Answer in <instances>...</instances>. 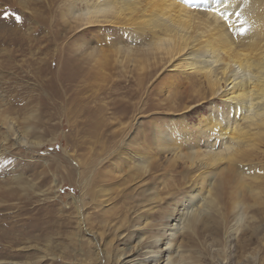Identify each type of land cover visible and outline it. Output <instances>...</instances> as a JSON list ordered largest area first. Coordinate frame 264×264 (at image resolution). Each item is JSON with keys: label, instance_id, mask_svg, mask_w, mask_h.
Instances as JSON below:
<instances>
[{"label": "rangeland", "instance_id": "obj_1", "mask_svg": "<svg viewBox=\"0 0 264 264\" xmlns=\"http://www.w3.org/2000/svg\"><path fill=\"white\" fill-rule=\"evenodd\" d=\"M61 3L0 0V264H117L120 253L132 264H148L143 242L151 234L162 240L156 264H165L174 210L199 187L187 180L181 160L155 148L154 127L184 155L196 141L200 116L168 111L161 102L168 88L152 93L146 106L139 103L144 96H136L135 82L123 72V54L112 57L115 43L98 46L105 37L129 45L127 30L76 34L62 21ZM77 45L111 52L114 65L104 76L94 74L105 79L63 82L64 72L75 73L62 68ZM90 118L103 126L95 131ZM135 153L147 158L145 173L135 170ZM253 157L237 164L244 180L227 162L210 171L207 185L219 214L204 215L188 237L171 234V244L188 254L185 264H264V148ZM238 208L245 219L228 240Z\"/></svg>", "mask_w": 264, "mask_h": 264}, {"label": "bare ground", "instance_id": "obj_2", "mask_svg": "<svg viewBox=\"0 0 264 264\" xmlns=\"http://www.w3.org/2000/svg\"><path fill=\"white\" fill-rule=\"evenodd\" d=\"M61 1L62 21L72 24L78 30L76 34L82 36L91 28L101 29V34H113L115 30L123 28L127 30L125 37L129 45L106 40L105 37L98 46L109 48L115 43V48L110 50L114 53L112 57L123 54V72L130 74L127 78L135 82L136 96H144L139 103L146 106L152 93L159 96L163 88H168L166 92L169 95L161 101L165 102L168 111L177 108L184 113L197 112L200 116L198 122L201 123L196 125L194 132L196 141L187 148V154L183 155L184 152L179 151L180 145L175 140L173 143H163L164 134L157 132L159 127H154L153 135L155 148L170 154L174 162L181 160L188 169L190 177L187 180L193 182L194 187H199L197 191L191 189L193 186L190 187L191 195L187 203L175 208L174 225H168L171 228L170 237H165L166 242L163 244L166 247L163 251L167 253L165 264H185L188 254L184 257L180 246L171 244V234L184 233L188 237L186 232L196 233L198 221L204 215L210 212L219 214L217 197L211 185H207L210 171L222 162H227L228 166L236 167V174L244 180V170L237 164L251 160L264 148V0H224L221 11L230 17L227 24L246 22L248 30L244 34H239L236 27L226 29L225 22L209 10L213 5L219 6L218 0H192L191 3L184 0ZM236 12L240 13L239 19L232 15ZM82 48L77 45L78 53L74 51L72 59L63 63V70L75 71L74 74L64 72L61 77L63 82L71 83L81 76V82L105 79L94 74L104 76L105 69L114 65L108 62L110 51L104 54L102 49L87 47L81 51ZM182 86L184 91L176 93ZM83 112L86 113L87 109ZM86 122H90L88 124L95 131L103 126L98 120L91 122V118ZM186 131H183L184 135ZM189 139L187 137L186 140ZM201 140L202 144L204 141V145L201 144L203 150L199 148ZM141 153H144V148ZM134 155L138 161H134L135 170L146 171L149 164L147 158L144 154ZM205 183L207 187L202 192ZM238 210L233 218L235 222L226 229L228 240L240 232L239 228L245 219V213ZM249 222L254 225L253 216H250ZM120 227L123 228V222ZM251 230L254 233L258 228L254 225ZM150 236V240L143 242L146 249L144 259L148 264H156L159 259L156 255L159 250L157 244L162 240L156 235ZM139 245L142 246V243ZM241 249H245L244 246ZM124 256L125 253L118 254L115 262L133 263L131 258ZM188 259L187 262L190 261Z\"/></svg>", "mask_w": 264, "mask_h": 264}, {"label": "snow or ice", "instance_id": "obj_3", "mask_svg": "<svg viewBox=\"0 0 264 264\" xmlns=\"http://www.w3.org/2000/svg\"><path fill=\"white\" fill-rule=\"evenodd\" d=\"M184 2L191 3L192 0H184ZM218 5L219 6L213 5L209 10H211L214 14H217L219 18L221 19V21L225 22L226 29L230 30L232 27H236L239 34H244L248 30L245 27L246 22L244 21L240 22L239 25H236V24L228 25L227 21L230 19V17L226 15L223 11H221V7L224 6V0H218ZM232 15L236 16L237 19H239L240 17V13L238 12L233 13ZM17 19H19V17H17Z\"/></svg>", "mask_w": 264, "mask_h": 264}]
</instances>
